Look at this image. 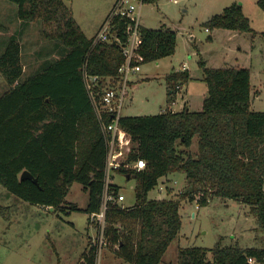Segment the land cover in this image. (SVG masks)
Here are the masks:
<instances>
[{
    "label": "trees",
    "instance_id": "16d2710c",
    "mask_svg": "<svg viewBox=\"0 0 264 264\" xmlns=\"http://www.w3.org/2000/svg\"><path fill=\"white\" fill-rule=\"evenodd\" d=\"M18 5L22 22H42V39L65 47L54 61L24 78L22 45L12 38L0 55V73L9 86L0 97V184L20 199L56 211H101L106 185L107 141L90 96L84 71L102 79H119L125 62L113 43L88 38L66 0H8ZM146 1V0H145ZM257 5L264 11V0ZM108 18V17H107ZM125 38L127 20L115 21ZM218 29L252 32L250 19L239 4L224 9L204 23ZM144 63L173 56L177 34L172 30L143 29ZM210 35L208 41H212ZM60 47V46H58ZM208 96L201 111L186 106L153 116H127L120 127L131 137L129 161L145 160L142 171L117 172L137 181L136 203L111 202L106 215L105 238L115 255L127 264H161L182 230V200L207 206L213 198L235 200L250 207L264 230V112L251 110V70L208 68L200 61ZM191 80L189 70L167 75L169 107L180 88ZM110 115L103 122L111 123ZM197 139L199 155L190 149ZM24 171L32 180H22ZM184 172L188 184L178 199L150 200L159 180ZM80 183L89 195L85 208L68 207L72 186ZM121 188L111 184L116 195ZM10 217L9 207L1 209ZM70 213V212H69ZM211 252L213 260L207 259ZM98 246L90 243L77 264H97ZM178 264H264L263 248H180Z\"/></svg>",
    "mask_w": 264,
    "mask_h": 264
},
{
    "label": "rangeland",
    "instance_id": "374dc122",
    "mask_svg": "<svg viewBox=\"0 0 264 264\" xmlns=\"http://www.w3.org/2000/svg\"><path fill=\"white\" fill-rule=\"evenodd\" d=\"M257 1L146 0L142 7V25L149 30L176 32L177 48L173 56L159 62L144 63L139 74L130 76V97L125 103L123 117L153 116L172 110L173 105L169 107L168 103L166 77L182 68L189 70L191 74L185 91L189 90L194 103L193 109L200 110L204 98L208 96L204 72L199 65L202 60L208 68L213 69L240 66L251 69V110L264 112V11L257 5ZM115 2L116 0H66L88 38H94L99 33ZM235 3L243 7L245 15L251 21L252 32L206 30V21ZM42 29V22H22L18 17L17 4L0 0V55L8 42L16 37L22 45L24 78L35 74L50 60L59 58L62 50L66 49L55 41L42 39ZM210 35L213 37L212 41H208ZM8 88L0 73V97ZM183 109L172 111L180 112ZM190 153L194 158L198 157L197 139L194 140ZM167 177L160 179L150 192V200H161L158 199L161 195L166 199H178L185 190L187 176L184 172ZM174 180H177V184H173ZM111 183L119 186L126 198L122 206L129 208L135 205L136 179L113 172ZM198 198L195 202L182 200V230L167 250L161 264H178L180 248L212 249L219 243L223 247H264V230L259 227L257 218L250 213L249 206L235 200L215 197L207 206H200L198 209ZM88 201L89 195L83 186L75 183L67 196L68 207L77 205L85 208ZM6 207H9L10 220L7 219L6 212L1 210ZM98 225L97 220L83 212L68 211L65 214L53 208L32 205L0 184V264H77L90 243L98 244ZM207 259L213 260L211 252ZM98 264L127 263L118 258L109 247H104Z\"/></svg>",
    "mask_w": 264,
    "mask_h": 264
},
{
    "label": "built area",
    "instance_id": "2783aa9c",
    "mask_svg": "<svg viewBox=\"0 0 264 264\" xmlns=\"http://www.w3.org/2000/svg\"><path fill=\"white\" fill-rule=\"evenodd\" d=\"M144 3L145 0H116L111 13L99 33L95 36V43H113L121 49L125 62L119 70V79H102L99 76L90 75L87 71H84L85 86L95 111L102 121V128L108 147L103 205L99 213L92 215V218L99 222L97 231L100 239L97 244V264L102 250L108 246L105 238V228L109 204L116 202L121 205L126 200L124 194L119 193L116 195L110 191L112 173L121 169L142 171L147 167L145 160L139 159L135 162L128 160L129 154L133 149V142L131 137L120 127L125 103L130 97V76L139 74L145 61L141 54L144 41V26L142 25V7ZM117 19L127 20L125 38L121 37L115 27ZM179 90L181 91L182 87ZM180 93H178V96ZM105 115L111 116V123L106 124L103 122ZM197 201V208L200 209L199 198Z\"/></svg>",
    "mask_w": 264,
    "mask_h": 264
},
{
    "label": "crops",
    "instance_id": "0c3cea01",
    "mask_svg": "<svg viewBox=\"0 0 264 264\" xmlns=\"http://www.w3.org/2000/svg\"><path fill=\"white\" fill-rule=\"evenodd\" d=\"M85 33V32H84ZM240 67H242V66H240ZM239 67V68H240ZM245 68V67H244ZM183 70H185V68H182L181 70H175V71H183ZM251 70V69H250ZM251 76H252V74H251ZM185 87H186V85H184L183 87H182V90H181V93L179 94V96H178V99H177V102L173 105V107H172V110H176L177 108H179V109H183V108H185L186 106L188 107V109H190V110H194L193 109V107H194V103H193V99L190 97V94H189V90H187V91H185ZM253 88V87H252ZM187 89H188V87H187ZM187 92V93H186ZM206 99V97L204 98V100ZM204 102V101H203ZM202 108H203V103H202V107L201 108H199L200 110H194V111H201L202 110ZM174 110V111H175ZM177 111V110H176ZM168 177H165L164 179H167ZM173 184H177V180L175 181H173ZM187 180H185V185H184V187L186 188V186H187ZM170 187V186H169ZM183 187V188H184ZM170 188H174V187H170ZM162 192H163V190H161ZM120 193L121 194H123L122 193V190H120ZM175 193V192H174ZM173 193V194H174ZM164 195H161V197H159L158 199H166L165 197H163ZM173 196V195H172ZM89 215V214H88ZM86 249H87V247H86Z\"/></svg>",
    "mask_w": 264,
    "mask_h": 264
},
{
    "label": "water",
    "instance_id": "95a60500",
    "mask_svg": "<svg viewBox=\"0 0 264 264\" xmlns=\"http://www.w3.org/2000/svg\"><path fill=\"white\" fill-rule=\"evenodd\" d=\"M128 178L130 179V176H128ZM21 179L22 180H25V179L32 180L35 184H37L39 186L38 180L37 179H34L33 175L30 172H28V171H24L22 173Z\"/></svg>",
    "mask_w": 264,
    "mask_h": 264
}]
</instances>
